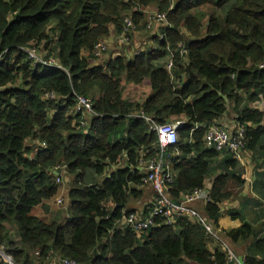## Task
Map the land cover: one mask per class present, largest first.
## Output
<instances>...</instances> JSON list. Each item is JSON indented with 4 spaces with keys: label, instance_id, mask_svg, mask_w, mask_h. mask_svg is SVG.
<instances>
[{
    "label": "trees",
    "instance_id": "1",
    "mask_svg": "<svg viewBox=\"0 0 264 264\" xmlns=\"http://www.w3.org/2000/svg\"><path fill=\"white\" fill-rule=\"evenodd\" d=\"M150 3L170 23L162 38H152L154 48L111 59L107 68L92 65L109 26L121 32L126 14L139 25V8ZM171 5L172 0H0V247L17 264H46L50 256L78 264H234L220 247L211 251L203 227L187 218L168 226L158 217L159 226L141 236L121 223L133 211L131 201L143 197L141 165L161 155L158 135L140 112L160 124L185 121L177 144L166 151H179L172 162L175 202L216 174L221 153L206 148L203 139L229 112L246 128L247 151L256 159L264 156V111L249 106L264 99V0ZM32 52L61 67L35 64ZM170 56L174 65L168 71ZM123 81L149 84L153 92L142 104L125 100ZM77 95L91 98L93 113L78 112ZM223 163L213 202L201 209L218 227L221 202L234 195L233 185L241 189L245 182L233 154ZM62 168L75 183L66 203L69 215L62 212L57 220L49 204L60 193L56 179ZM35 209L42 216L33 215ZM225 236L238 252L246 245L248 264H264V237H256L251 225Z\"/></svg>",
    "mask_w": 264,
    "mask_h": 264
},
{
    "label": "built area",
    "instance_id": "2",
    "mask_svg": "<svg viewBox=\"0 0 264 264\" xmlns=\"http://www.w3.org/2000/svg\"><path fill=\"white\" fill-rule=\"evenodd\" d=\"M154 20L160 23L164 29L170 27L167 15L165 13H157L154 16ZM137 26L133 19L128 16L124 19V35L126 37ZM163 35L160 36L162 38ZM108 49V45L104 41H100L94 50L93 56L98 60H102L105 52ZM179 52L181 56L187 54L185 45L182 43L179 45ZM30 58L34 60L35 64L57 66L61 67L55 59L48 61L38 57L35 53H30ZM1 60V56H0ZM173 60L170 59L166 65V69L171 71L173 68ZM46 97L54 98V93H49ZM78 112L90 114L94 112V102L91 98L77 95V107ZM139 116L149 124L152 131H155L158 135L159 148L161 155L159 157L147 160L141 165V170H146L145 176L142 179L143 186L152 187L157 194V199L147 206L146 210L140 212L127 213L123 216L121 223L125 227L131 228L132 231L141 236L146 230L159 226L157 223L158 217L164 219L163 224L173 226L181 218H187L188 220L199 224L203 227L206 236L213 240L218 246L225 252L226 259L229 263L234 264H248L246 256L237 254L235 249L232 248L228 240L226 239V231L222 227H218L215 223L201 210L194 206L195 203L203 201L205 204L213 202L211 190L208 188L195 189L185 194L180 203L173 200L170 194V188L172 187L175 174L172 171L173 158L177 157L179 151H174L171 155H167L166 151L174 147L179 139L178 129L182 127L185 121H177L170 123L160 124L154 116L146 115L144 112H140ZM204 144L208 149L218 151L219 153L230 152L238 162H242L245 165L246 149V128L242 125H235L231 129L222 126L221 124H213L205 133ZM65 171L62 168L61 175L56 181L61 184L62 176ZM57 202L61 205L63 203V197L60 196ZM5 262L14 261L13 257L8 253L5 247H0V263L1 260ZM58 264H78L75 260L58 258L56 261Z\"/></svg>",
    "mask_w": 264,
    "mask_h": 264
},
{
    "label": "crops",
    "instance_id": "3",
    "mask_svg": "<svg viewBox=\"0 0 264 264\" xmlns=\"http://www.w3.org/2000/svg\"><path fill=\"white\" fill-rule=\"evenodd\" d=\"M179 0H172L171 9H173L177 4ZM147 9L149 10V13L154 10L153 13L149 15L150 18H146V12ZM139 11L142 12L143 15V23H145L143 30L144 33H148L150 29H153L151 34V45L148 48H143L142 41L137 40L136 37L131 40V35L137 30L132 31L125 39L124 35V27L122 26L121 32L118 30L117 26L115 24H111L109 26V33L108 36L104 37L102 41L106 42V44L109 47L110 39L115 37L116 43H118L120 46L125 47L123 49L124 53L127 51V46H133L134 53L132 54L131 58H134L138 56L141 53L148 52L150 48H154V43H152V38H154L155 35L161 36V30L163 26L156 22L154 20V16L157 13H160L157 5L155 3H150L147 6L140 7ZM131 14H126L125 16H130ZM187 36H190L185 29L182 30ZM87 56L88 54L85 53ZM118 57L123 56H117L113 59H116ZM171 59V56H170ZM93 65H101L103 64H93ZM130 84V83H129ZM134 84V83H132ZM140 84H135V87H139ZM146 92V94H145ZM152 88L149 84H142V90L137 92V95L145 94L142 101L138 102L139 104H142L146 101V99L152 94ZM123 98L125 100H131L129 96H125L123 94ZM134 101V100H131ZM253 109H257L260 111H264V99H258L254 102H252L249 105ZM222 126H225L226 128H232L236 125V115L233 112H229L224 117L221 118L219 122ZM229 154H232L228 151L223 152L220 154V156L216 160V167L217 171L216 174L212 177L206 179L204 188H208L212 191V186L214 183V179L219 173H225L223 170H225L224 167V161L228 160ZM259 158H255L253 153L251 151H247L245 156V165L242 162H239L240 165L244 167V173H242L241 177L244 176L245 182L244 186L241 189H237L236 186L233 185L234 189V195L225 198L221 204V215L219 217L218 224L220 227H222L225 231H230L232 229H237L241 227L244 223H247L251 225L256 233V237L262 238L264 237V187L261 177L264 178V156L258 155ZM229 172H233L232 168H229ZM149 186H143V196H145L146 188ZM263 187V188H262ZM152 189V187H149ZM230 189H231V182H230ZM236 189V190H235ZM153 190V189H152ZM154 191V190H153ZM187 193V191H186ZM186 193H183L181 195V200L177 203H180L182 201V198L185 196ZM150 204L154 202L155 199H157V194L154 191V194L149 197ZM149 204V205H150ZM206 205L203 201H199L194 204L196 208L199 210L202 209V206ZM147 209V206L144 210ZM202 211V210H201ZM239 214L238 218H234L233 215ZM11 237L15 238V234L13 231H11ZM19 238V237H18ZM20 240L16 239V242H19ZM21 247V243L19 242L18 245ZM240 246V252L239 254L242 256H245L244 253H246V245H239ZM218 244L215 243L213 240H210L208 243V248L211 251H215L218 248ZM219 249V248H218ZM242 252V253H241Z\"/></svg>",
    "mask_w": 264,
    "mask_h": 264
},
{
    "label": "rangeland",
    "instance_id": "4",
    "mask_svg": "<svg viewBox=\"0 0 264 264\" xmlns=\"http://www.w3.org/2000/svg\"><path fill=\"white\" fill-rule=\"evenodd\" d=\"M146 12V18H150L149 15L151 13L154 12V10L152 12L149 13V10L147 9ZM145 23H143V20L140 21L139 25H137V30L131 35V40L133 38L136 37L137 40H141L142 41V46L143 48H148L151 45V34L153 29H150L148 33H144L143 27H144ZM183 29H181L182 31ZM125 47L120 46L118 43H116L115 41V37L110 39V44L109 47L107 49V51L105 52L103 59L102 60H98L94 57H92L90 59V62L93 64H103V66H105L109 60L117 57V56H123V57H127V58H131L132 54L134 53L133 50V46H127V51L124 53L123 49ZM107 68V65L106 67ZM123 90H124V95L125 96H129V98L131 100H134L136 102H140L142 101V99L144 98L145 94H140L139 96L137 95V92L142 90V84L139 85V87H135V84L132 83H127L125 81H123ZM62 181L63 183L58 184L60 187V193L59 195L52 200V202H50L49 204V215L51 218L54 219H62V212H65L64 218L67 217L69 215V211L67 209V201L69 200V190L72 186H74L75 183V176L71 175L67 169H65V172L63 173L62 176ZM154 194V191L147 187L146 188V192H145V196L141 197V199H134L133 201H131V204L129 205V207L133 210L132 212H140L143 211L145 209L146 206H148L151 202L149 197L152 196ZM60 196H64V203L63 204H59L57 202V199ZM66 199V200H65ZM33 215H37V216H42L41 210L40 209H35L33 210ZM13 227H11L12 229ZM11 231L14 232L15 234V239H18V234L16 232L15 229H12ZM236 253L239 254V252L235 249ZM51 263V264H58L55 261V257L54 256H50L48 258V260H45L44 263Z\"/></svg>",
    "mask_w": 264,
    "mask_h": 264
},
{
    "label": "bare ground",
    "instance_id": "5",
    "mask_svg": "<svg viewBox=\"0 0 264 264\" xmlns=\"http://www.w3.org/2000/svg\"><path fill=\"white\" fill-rule=\"evenodd\" d=\"M0 264H17L15 261H9V262H5L3 259L1 260Z\"/></svg>",
    "mask_w": 264,
    "mask_h": 264
},
{
    "label": "water",
    "instance_id": "6",
    "mask_svg": "<svg viewBox=\"0 0 264 264\" xmlns=\"http://www.w3.org/2000/svg\"><path fill=\"white\" fill-rule=\"evenodd\" d=\"M55 174H57V172H55Z\"/></svg>",
    "mask_w": 264,
    "mask_h": 264
}]
</instances>
